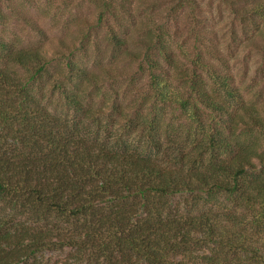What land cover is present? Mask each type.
I'll return each instance as SVG.
<instances>
[{
    "label": "trees",
    "instance_id": "trees-1",
    "mask_svg": "<svg viewBox=\"0 0 264 264\" xmlns=\"http://www.w3.org/2000/svg\"><path fill=\"white\" fill-rule=\"evenodd\" d=\"M6 1L0 0V26L7 18L3 9L15 13ZM180 1L174 7L181 9ZM122 3L102 0L93 32L104 28L113 50L149 83L150 95L131 98L127 106L110 101L107 111L85 108L91 88L104 81L74 60L73 51L53 78L62 55L0 43V205L16 225L10 230V220L0 217V264H39L44 253L59 250H69L77 264H229L218 254L222 245L242 249L245 237L228 236L213 223L216 217L167 201L202 190L231 196L247 184L243 198L264 211V176L243 182L255 161L264 164V117L244 105L230 74L216 70L211 59L223 62L219 51L205 45L180 51L163 25L129 40L126 22L134 21ZM188 3L197 7L196 0ZM253 5L254 15L264 14V0ZM88 42L83 37L76 52ZM103 74L116 80L109 70ZM46 86L65 104L61 115L43 105ZM74 114L93 135L68 123ZM102 114L115 115L119 129L113 128L121 136L140 133L136 143L149 152L142 156L145 151L123 139L112 144L101 138L107 134ZM167 128L183 129L182 142L192 144L188 152L168 146L179 152L174 162L168 157L171 165L152 153L165 151L167 144L158 146ZM190 164L195 168L187 169Z\"/></svg>",
    "mask_w": 264,
    "mask_h": 264
},
{
    "label": "rangeland",
    "instance_id": "rangeland-1",
    "mask_svg": "<svg viewBox=\"0 0 264 264\" xmlns=\"http://www.w3.org/2000/svg\"><path fill=\"white\" fill-rule=\"evenodd\" d=\"M117 1L122 3L121 0ZM176 1L178 0H125L122 12L129 11L134 21L132 25L126 22L130 30L129 40L141 37L144 31L153 29L156 25H163L169 35L174 37L172 43L180 51L187 52L198 46L202 48V45L216 48L223 61L211 59L216 70L230 74L244 105L264 117V14L252 13L255 0H196L197 7H192L188 0H182L181 9L174 7L173 3ZM8 3L15 13L12 15L9 10L3 9L7 18L0 26V43H6L7 48L14 50H37L48 56L62 55L64 58L59 57L60 60L51 70L53 78L63 72L64 59L73 51L74 60L104 81L98 88H91L90 96L84 100L85 108L107 111L110 101L121 106L123 102L127 106L132 100L140 98L142 93L150 95L147 79L135 74L136 64L126 63L121 53L113 50L106 39V30L101 28L93 32L102 0H8ZM83 37L89 40L87 47L82 52H76L81 47ZM220 58L218 57L219 60ZM106 70H109L115 81H109V76L103 74ZM165 82L172 84L171 78ZM46 90L43 105L52 114L61 115L65 104L59 93L51 92L47 86ZM230 102V111H235L234 102ZM74 116L75 118H67L68 123L83 135H91L94 129L88 123H83L80 119L82 115ZM109 119L111 120L108 121ZM99 121L102 128L107 126V134L100 133V137L106 139V142L113 144L123 139V143L131 149L145 151L141 153L142 156L146 155V151L149 152L146 144L136 143L140 133H125L126 136H121L124 132L116 130L119 129V124L114 114L108 119L102 114ZM179 130L177 133L169 128L166 132L163 131L158 147L167 144L165 151L162 152L164 148L159 153L152 151L154 158L163 165L170 164L169 156L174 157L171 159L174 162L179 154L170 148L167 150L168 146H181L185 152L192 148V144L187 148L188 141L182 142L183 129ZM262 152L264 153V145ZM205 157H208L207 153ZM193 166L194 164H190L186 168H195ZM263 176L264 164L255 161V169L247 173L243 182ZM246 186L247 184L243 185V190L231 196L224 193L208 195L202 190L192 196L175 197L167 202L183 209L192 208L194 214L201 212L210 215L212 219L216 217L213 223L226 235L245 237L247 244L242 249L231 251L226 245H222L223 251L218 254L223 260L226 259L225 263L264 264V211L260 212L259 207L255 210L256 207L243 198ZM4 215L10 220L8 228L13 230L16 225L12 222L14 217L11 211L0 205V217ZM230 216L233 223L228 220ZM68 255L69 250L46 252L38 261L39 264H77Z\"/></svg>",
    "mask_w": 264,
    "mask_h": 264
}]
</instances>
